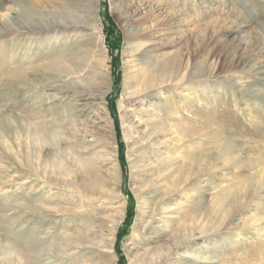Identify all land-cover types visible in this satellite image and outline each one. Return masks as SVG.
Returning <instances> with one entry per match:
<instances>
[{
	"label": "rangeland",
	"instance_id": "rangeland-1",
	"mask_svg": "<svg viewBox=\"0 0 264 264\" xmlns=\"http://www.w3.org/2000/svg\"><path fill=\"white\" fill-rule=\"evenodd\" d=\"M62 3L0 0V264H93L66 240L70 232L48 219L51 212L58 219L64 214L56 202H71L54 185L68 179L64 173L92 178L98 192H111L103 182L110 165L99 157L107 152L117 161L124 202L112 233L114 264H138L151 247L148 235L139 229L134 237L131 229L148 210L142 200L149 198L148 187L157 196L165 185L171 194L163 212L171 229L196 211L197 231L207 220L211 229L205 230L212 231L173 254L169 264L182 256L264 264V0H98L87 21L62 14ZM65 22L77 24L76 31L63 32ZM94 34L101 36L99 48L89 43ZM61 57L66 80L89 84L92 97L82 91L66 99L55 95L57 83H49L45 68ZM101 60L108 76L103 101L92 82ZM152 60L161 63V80L169 81L160 99L124 101V74ZM20 72L27 81L17 78ZM138 109L165 113L150 142L132 114ZM35 128L52 137L32 140ZM104 130L111 136L108 147L99 137ZM149 158L161 169L159 178ZM150 201L156 207V199ZM28 202L43 212L25 209ZM238 207L242 211L234 214ZM93 208L98 226L109 205ZM243 220L238 236L233 226Z\"/></svg>",
	"mask_w": 264,
	"mask_h": 264
},
{
	"label": "bare ground",
	"instance_id": "bare-ground-1",
	"mask_svg": "<svg viewBox=\"0 0 264 264\" xmlns=\"http://www.w3.org/2000/svg\"><path fill=\"white\" fill-rule=\"evenodd\" d=\"M95 2H98V0H81L78 3H76L74 0H63L60 10L62 14H65V16H70V19L75 18L81 21H87L88 20L87 13L89 12V7L91 5L92 7H94ZM93 18L94 17H92V19ZM76 29H77V24L68 22L65 24L63 28V32L70 34L72 31H76ZM54 31H55L54 33H59L58 35L54 34L55 37L60 36V32L58 30H54ZM143 31L145 30L142 29V32ZM95 34L92 36L90 35L89 36L90 38L88 37L89 43L93 48H99L101 45V36H97ZM40 43L41 41L39 42V44ZM150 48L152 47L149 45L145 47L143 53L146 52L148 53ZM64 62H65V58L61 57L60 60H58V62H51L45 68V74L48 80L50 81L49 83L50 84L57 83V85L51 87V89H54V91H56L57 94L55 95H60L63 99H66L69 97V95L71 94L75 95L76 93H80V91H82L85 92V94L87 93L86 95L89 94L92 97L94 91L90 88L89 84H88L89 87H87L80 85L82 84L80 83V81H76V82L70 81L71 83H69V81L66 80L65 73L68 72V69L65 68ZM139 65L141 66L137 68L135 71H133L131 75H129L128 73L124 74V84H123V93H122L124 101L125 99H132L133 101H137L138 103L142 104V103H146L147 101L149 102L150 100L153 99L159 100L162 95V89L166 88L165 86L169 84L168 83L169 81L166 82L164 81V79L161 80L160 76L157 75L156 73L161 70L162 68L161 63L159 61L152 60L146 63L138 62V66ZM95 66L97 70V75L96 77H94L95 80H92V82L99 89L98 97L100 100L103 101L108 76L106 75L105 72V64L103 60L99 61ZM17 78L20 81H24V82L27 81V77L22 72L18 73ZM68 84H71V86L69 88L65 87L68 86ZM119 108L124 110L126 109L123 105V100L119 103ZM159 113L160 114L153 116L151 112L149 113V110L147 109L146 110L138 109L132 111V114L137 119L136 121L138 123V126L144 127L145 129L144 133H146V135L148 136L147 138L148 142H150V138L152 137V135H155L158 132V129H160V126L162 124L163 121L162 116L165 115V113L161 111ZM19 128L21 131H25L23 130L22 126H20ZM107 132L108 130L107 131L104 130V132H101L99 134L100 140L103 143V146L105 145V147L109 145V143H107L106 141H109V137H111ZM32 136H33L32 140L33 138H35V140L38 141H45L44 139L46 137L47 140L48 138L50 139V137H52V134L50 133L48 134V136H44L42 135V132L39 128L37 129L35 128ZM27 137H29L28 133H27ZM148 144L145 145V148L146 150H151V144L150 143ZM104 154L101 153L99 157L106 164L110 165L109 167L111 171L106 170L107 173L105 174V177L108 179L107 181H103V182L110 184L111 192L108 195H104L103 193L98 192L97 189L100 185L97 187L94 179L92 178L90 179L88 177L79 180L74 175L70 176L69 172L64 173L63 175H67L66 177L69 180L62 179L61 180L62 183L55 182L54 185L57 187H62L64 191L67 192L64 194V196H66V194L67 195L70 194L71 202L70 203L56 202L55 204L56 210L62 211L64 214L63 216H60L58 219L55 217V214L54 213L52 214L51 212L49 214L50 218L48 219L49 223L54 227L60 224L62 228L68 230L70 232V235L67 237L66 240L69 241L71 245H74V247L78 250V253H80L79 256H82L83 258L87 259L93 264H114L113 253L111 251V244L113 241L112 233L114 229H116L117 226L116 224H118V221L121 219L120 217L123 214V208H124V202L121 200V195L119 194L118 191L120 184V172L118 170L117 161L116 159L112 158L110 153L108 154L107 152V154L106 153ZM148 160H150L149 163L153 165L149 170L153 173L154 176L159 178L161 174V169L159 168V166L156 165L154 160H151V158H149ZM54 174L62 175L61 173H56V172ZM76 176L79 175L77 174ZM109 176L112 177L109 178ZM19 177L25 180L30 178V177H25V175L23 176V174H21ZM180 180L177 183L175 182L174 184H172V186L177 187L180 183ZM148 182L151 185V183H153L154 180ZM248 184H251V182H249ZM148 189H150V191H148L149 198L147 199L142 198L143 204L147 205L145 208L148 209L147 211H145L144 215L142 216L143 222H140L139 219H136L131 229L132 231L131 234L134 237L137 236V231L141 229L144 232L143 236L145 234L148 235V238L145 240V242L148 241L151 244V247L144 250V252L140 255L138 264H169L170 258L173 254L177 253L181 248L188 247V245H190L191 243L198 241L199 238L201 237V234H205L206 236L212 235V231L209 232V229H211L210 220H207V222L209 223H206L203 229L201 228L199 229L200 231H197V228L195 227L194 224L196 219L195 216L196 211L191 216L192 218L187 220L185 224L180 225L175 229H171L169 220L164 217L165 213L163 212V203L165 199H167V197L171 194V190L170 191L166 190V185H165L163 191L156 194L157 196H154L155 194L154 192L151 191L150 186L148 187ZM51 191L52 189L49 186L46 194H49V192ZM240 194H241L240 191L238 194L237 193L234 194L233 201L237 202V198L239 197ZM152 199L154 200L156 199V204H157L156 207H150V202H151L150 200ZM105 201H107L106 203L109 205V208L107 209L109 212L104 218H102L103 220L99 223V225L95 226L93 224L95 218V214L92 213V211L94 210L93 207L97 204L98 206H103L106 204ZM23 206L25 209L27 210L29 209L33 213L38 212L39 214H41V212H43L40 205L36 203L28 202L25 203ZM228 207H231V203H229ZM231 210L233 211V208ZM239 211H242L240 207H238L233 212L234 214H238ZM232 218H233L232 221H234L236 219V216H233ZM246 222L247 221L243 220L241 224H236L235 226H233L235 231L239 232L237 233L238 236L243 232L244 227L247 225ZM205 228H209V229L205 230ZM213 258L215 257L205 259V261H200L201 259L197 261L182 256V258L179 259L180 260L179 264H210L208 261L212 260Z\"/></svg>",
	"mask_w": 264,
	"mask_h": 264
},
{
	"label": "trees",
	"instance_id": "trees-1",
	"mask_svg": "<svg viewBox=\"0 0 264 264\" xmlns=\"http://www.w3.org/2000/svg\"><path fill=\"white\" fill-rule=\"evenodd\" d=\"M128 220V219H127Z\"/></svg>",
	"mask_w": 264,
	"mask_h": 264
}]
</instances>
